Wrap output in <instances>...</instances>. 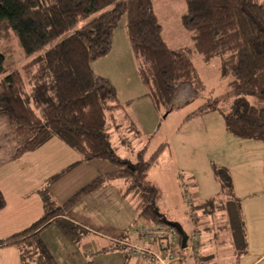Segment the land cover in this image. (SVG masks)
<instances>
[{
    "label": "trees",
    "instance_id": "obj_1",
    "mask_svg": "<svg viewBox=\"0 0 264 264\" xmlns=\"http://www.w3.org/2000/svg\"><path fill=\"white\" fill-rule=\"evenodd\" d=\"M186 4L182 23L191 33L195 50L205 62L222 57L220 71L230 78V89L205 101L184 122L218 112L231 134L264 143V0H186ZM102 10L97 18L50 46ZM123 16L139 77L158 109H169L179 84L204 89L191 52L173 49L163 39L153 0H0V21H7L28 57L21 70L11 71L0 82V112L10 122L14 155L20 157L58 137L85 160L105 159L117 166L60 205L55 206L43 192L46 212L26 229L0 240V246L19 248L21 264L32 260L58 264L41 232L54 220L71 239L79 240L85 228L66 218L67 212L110 180L126 182V194L139 201L140 222H166L156 206L159 190L148 178L163 145L149 158L140 153L134 164L122 161L112 142L115 117L108 116L122 105L115 86L91 68L93 61L112 49L113 32ZM4 60L0 51V73ZM217 174L221 192L195 207L206 211L211 206L213 214L224 212L228 224L224 228L230 229L238 255L247 245L241 209L222 203L221 194H232V184L228 176ZM5 206L0 190V211Z\"/></svg>",
    "mask_w": 264,
    "mask_h": 264
},
{
    "label": "rangeland",
    "instance_id": "obj_2",
    "mask_svg": "<svg viewBox=\"0 0 264 264\" xmlns=\"http://www.w3.org/2000/svg\"><path fill=\"white\" fill-rule=\"evenodd\" d=\"M153 6L162 26L163 39L173 49L184 48L191 52L204 89L198 90L183 83L177 85L169 109L161 108L158 117L137 102L129 109L121 102L122 108L108 112V116L115 117L114 129L118 130L113 135L112 142L122 161L130 164L138 161L140 153H145V157L149 158L163 145L159 162L148 171L149 180L159 190L156 206L165 221L176 224L182 233L191 235L195 232L193 228L204 227L199 232L203 246H207L204 254L208 257L216 248L212 237L215 230L212 227L224 226L223 219L220 211L204 218L202 213L209 214L211 206L206 211H199L195 206L221 192L217 172L221 176H228L232 194H221L220 199L227 208L231 204L238 206L241 212L246 211V219L244 213L242 218L248 227L249 238H253L259 225L253 212L256 209L264 211V192L260 189L264 184V170L261 168L264 165V143L241 139L229 133L219 113L207 114L190 123L184 122V118L205 101L229 91L230 78L221 74L222 57L205 62L195 50L191 33L182 23V16L187 12L186 0H153ZM111 8L112 6L105 10ZM105 10L83 19L50 46L97 18ZM126 22V16H123L114 30L110 52L91 63V68L97 69L95 73L119 88L124 99L131 93L134 83L138 81V84H143L130 47ZM0 51L5 56L4 70L0 73L1 82L11 71L21 70L28 59L17 34L6 20L0 21ZM133 111L143 112L139 118L141 124L133 125L132 118L124 117ZM196 126L199 127V132L194 133ZM14 152L9 119L0 112V190L5 199H17L21 204L20 197L23 194L29 192L31 196L35 195L32 191L38 184H35L33 177L50 176L73 162L76 165L72 169L56 181L47 182L43 186L51 194V198H54L55 206L60 205L57 203L62 204L61 201L68 199L99 175L117 169L115 164L105 159H81L71 146L58 140L50 141L20 156L21 158L16 157ZM223 167L227 171H220ZM183 183L187 187L185 192L182 189ZM126 187L123 180H110L86 195L67 212V216L73 217L80 226L86 228L79 240L74 241L65 234L58 222L41 232V238L48 243L58 264H134L137 261L128 257L123 248L115 246L118 238H123L121 234H127L134 223L140 222L139 201L126 194ZM34 200L30 201V206H34ZM43 205L46 212L45 201ZM247 248L248 244L246 251L237 255L238 259L231 257L227 250L223 254L218 253L217 258L207 263L244 264L252 256L250 252L246 253ZM13 250L18 254L16 249ZM30 264H37V260H32Z\"/></svg>",
    "mask_w": 264,
    "mask_h": 264
},
{
    "label": "crops",
    "instance_id": "obj_3",
    "mask_svg": "<svg viewBox=\"0 0 264 264\" xmlns=\"http://www.w3.org/2000/svg\"><path fill=\"white\" fill-rule=\"evenodd\" d=\"M93 70H94V72H97L96 68H93ZM138 83H139L138 81L136 83H134V88H132V90L130 91L131 93H128V95H126L125 99L123 97V94L120 93L119 88H117L115 86L116 90H117V94H118V99H119L120 103L121 102L125 103L127 108L129 109V108L132 107V105L134 103L137 102V103H139V105L142 108L145 107V108L148 109L149 112L154 113L157 117L160 116V109H158L156 107V105L154 104L153 100L148 95V90L145 88V86L143 84H138ZM212 113H214V112H212ZM215 113H218V112H215ZM142 115H143L142 111L139 112V113L136 112V111H133V112H128L127 116L125 115L124 117H126V119H127V117H129L130 119L132 118L133 121H134L132 124L136 125V123L140 122L139 118H141ZM206 115L201 116V117H206ZM201 117L192 118V119H190V120H188L186 122L190 123V121H197L196 119H201ZM139 124H141V123H139ZM112 131H113V135H114L115 132H117L118 130L117 129L115 130L113 128ZM195 131L199 132V127L196 126V129L194 130V133H195ZM55 140L61 141V142L65 143L66 145H68L65 141L61 140L58 137L51 138L50 140L45 142L43 145H45L46 143H49L50 141H55ZM54 143H57V142H54ZM231 143H232V141L230 140L229 144H231ZM43 145H41V146H43ZM20 158H18V159H20ZM81 159H82V157H81ZM18 161H20V160H18ZM16 164H18V163H16ZM75 165H76V162H73V163L61 168L60 171L55 172L54 174H52L50 176H47V177H45L46 175L36 176L35 178L33 177V179L36 181L35 184H38L33 189L34 191H32V193H34L35 195L31 196V193H29V192H27L26 194H23L22 197H20L22 199V204L18 203L17 199L14 200V201H11L10 197H8V198L6 197V206H5L4 209H2L0 211V240H4V239L14 235L15 233L20 232L21 230L26 229L32 223H34L36 220H38L45 213V208H44V205H43L44 204L43 192H47L49 194V192L45 189V187L43 188V186H45L44 184H46L47 182L56 181L61 176H63L66 172H68L70 169H72ZM68 167H70V168L67 169L65 172H63L60 176H58V177L53 179V176L55 174L62 172L63 170H65ZM261 168L264 170V165L261 166ZM258 172L261 173V170L259 168H258ZM263 178H264V176H263ZM260 189H261V191L264 192V184L262 185V187H260ZM36 193H38V194H36ZM218 193L219 192H217L215 194V196ZM212 197H214V196H212ZM27 198L30 199V200H27ZM50 198H51V194H50ZM32 199H35L34 200V206H30V204H29ZM51 199L54 201L53 197ZM66 200L61 201V202L64 203ZM57 204H61V203H57ZM220 212H221V219H223V223H224V226H225V224H226V221H225L226 216H225V214H224V212L222 210H220ZM241 213L245 214L244 218L246 219V211L242 210ZM253 214H254V219L258 220L257 223L259 225H258V227H256V234H253V238L251 237V239L249 238V235H248V230H247L248 227L245 224V221L243 220L244 224H245L244 226H245L247 242H248L247 243L248 244L247 253L250 252L252 254L251 258H249L248 260H245L243 263L244 264H264V258H263L264 257V225H263L264 211L260 212L259 209H256V211H254ZM209 215L212 216L213 213H209V214L202 213V216L204 218L205 217H209ZM65 217L69 218L72 221H74L75 223H77L75 221L76 219H74L73 217H69L67 215ZM200 220H202V219H200ZM54 222H56V221L52 220L51 223L48 226L52 225ZM197 223H198V221H197ZM77 224L80 225V223H77ZM224 226L223 225L222 226L221 225H219V226L216 225V226H213L214 228L212 227V229L215 230L213 232V234H212V237L214 238L213 239L214 242H216V248H218V250L215 248V250L213 252L214 254L213 253L209 254L208 257L206 256V254H204V253H206L207 246L206 245L203 246V243H202L203 241H202V238H201V234L199 232L204 227L202 228V226L201 227L198 226L195 229L193 228V232L195 231V233L198 234L199 237H200L201 244H202V248L201 249H202L203 256L207 257V258H205L206 263L211 261V260H214L215 258H217L218 257L217 256L218 253H222L223 254L224 251H227V250L231 253V257L237 258V259L239 258L237 256V254L235 253L233 241H231L230 229H225ZM123 234H125V233H123ZM123 234H121V236H123ZM203 237L205 238V236H203ZM118 239H120V238H118ZM43 241H44L46 247L50 250V252L54 256L55 260L57 261L55 255L53 254L52 250L50 249L48 243L46 242V240L44 238H43ZM115 246L116 247L117 246L120 247V245H117V244ZM204 247H205V249H204ZM250 247H252V248L250 249ZM220 248H222V249H220ZM13 249H16L18 254H16L15 250H13ZM254 249H256V250H254ZM229 252L227 254H229ZM253 253L255 255H253ZM255 258H256V260H255ZM206 259H208V261ZM0 264H21V257H20L19 248L16 245L0 246ZM134 264H147V263L137 260V261L134 262ZM181 264H192V261L190 259H186Z\"/></svg>",
    "mask_w": 264,
    "mask_h": 264
},
{
    "label": "built area",
    "instance_id": "obj_4",
    "mask_svg": "<svg viewBox=\"0 0 264 264\" xmlns=\"http://www.w3.org/2000/svg\"><path fill=\"white\" fill-rule=\"evenodd\" d=\"M182 188L186 189L183 183ZM126 254L147 264H207L202 258V244L198 234H183L170 223L136 222L126 237L117 240Z\"/></svg>",
    "mask_w": 264,
    "mask_h": 264
},
{
    "label": "water",
    "instance_id": "obj_5",
    "mask_svg": "<svg viewBox=\"0 0 264 264\" xmlns=\"http://www.w3.org/2000/svg\"><path fill=\"white\" fill-rule=\"evenodd\" d=\"M173 226H175L178 230H180V228L176 225V224H171ZM181 232V231H180ZM184 234V233H183Z\"/></svg>",
    "mask_w": 264,
    "mask_h": 264
}]
</instances>
